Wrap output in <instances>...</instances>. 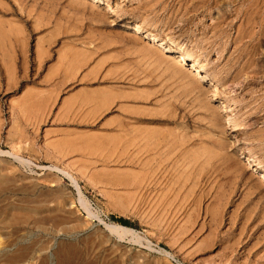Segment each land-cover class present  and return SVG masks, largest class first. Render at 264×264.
Instances as JSON below:
<instances>
[{"label":"rangeland","instance_id":"1","mask_svg":"<svg viewBox=\"0 0 264 264\" xmlns=\"http://www.w3.org/2000/svg\"><path fill=\"white\" fill-rule=\"evenodd\" d=\"M0 264H264V0H0Z\"/></svg>","mask_w":264,"mask_h":264},{"label":"bare ground","instance_id":"2","mask_svg":"<svg viewBox=\"0 0 264 264\" xmlns=\"http://www.w3.org/2000/svg\"><path fill=\"white\" fill-rule=\"evenodd\" d=\"M178 57H180V56H178ZM177 57V58H178ZM181 57H183V56H181ZM182 60H185L184 58L182 59ZM191 66V65H190ZM198 67H201L197 62L196 63H193L192 62V68H195V69H197ZM60 68V67H59ZM50 112V111H49ZM63 172V174H65L66 176H68V177H70L71 179H72V181H73V184H75V186H77L78 184H77V182H76V180L72 177V176H70V174L68 173H65V171H62ZM24 201V200H23ZM60 217V216H59ZM59 219V218H58ZM45 225V224H44ZM109 228H110V231L111 232H121L122 234L121 235H125V234H135L136 233V231L135 230H133V229H130V228H127V227H124V226H121V225H117V224H114V225H109L108 226ZM108 228V229H109ZM20 231V230H19ZM120 236V235H119Z\"/></svg>","mask_w":264,"mask_h":264},{"label":"trees","instance_id":"3","mask_svg":"<svg viewBox=\"0 0 264 264\" xmlns=\"http://www.w3.org/2000/svg\"><path fill=\"white\" fill-rule=\"evenodd\" d=\"M120 222H122L123 224H127V222L123 219H121Z\"/></svg>","mask_w":264,"mask_h":264}]
</instances>
